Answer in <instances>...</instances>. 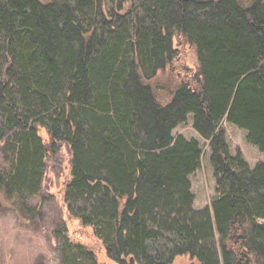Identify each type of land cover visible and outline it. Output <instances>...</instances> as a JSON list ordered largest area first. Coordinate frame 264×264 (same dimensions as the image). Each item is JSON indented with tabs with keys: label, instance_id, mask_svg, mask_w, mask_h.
Wrapping results in <instances>:
<instances>
[{
	"label": "trees",
	"instance_id": "16d2710c",
	"mask_svg": "<svg viewBox=\"0 0 264 264\" xmlns=\"http://www.w3.org/2000/svg\"><path fill=\"white\" fill-rule=\"evenodd\" d=\"M250 1L0 0V139L11 128L17 149L0 187L38 194L66 145L68 211L112 264H264V161L231 154L222 127L264 154V0ZM175 35L198 74L160 103L150 82L177 57ZM189 114L215 180L200 210L189 179L200 142L173 135ZM64 247L60 264H110Z\"/></svg>",
	"mask_w": 264,
	"mask_h": 264
},
{
	"label": "rangeland",
	"instance_id": "374dc122",
	"mask_svg": "<svg viewBox=\"0 0 264 264\" xmlns=\"http://www.w3.org/2000/svg\"><path fill=\"white\" fill-rule=\"evenodd\" d=\"M247 6L250 0H238ZM109 6V5H107ZM105 6V7H107ZM173 45L178 55L166 70L154 77L150 84L160 103L170 100L174 89L183 81L198 74V60L194 48L184 39L175 35ZM1 122V118H0ZM193 115L173 130V135H182L186 139L195 138L202 148L200 168L190 176L192 192L195 197L194 209L200 210L211 202L215 195L213 167L209 160L208 142L201 139L193 130ZM226 141L231 154L240 152L253 168L264 161V154L247 142V132L226 121L222 123ZM11 128L6 129L9 135ZM0 139V174L9 176L13 173L17 149L11 142L10 135ZM43 136H47L43 134ZM70 152L66 145L57 148L45 161L44 175L38 194L12 193L10 196L0 187V264H60L66 240L82 244L90 249L99 262H112L108 259L102 241L94 235L93 227L84 226L74 220L68 211L65 190L62 183L67 171ZM18 194H22L21 196ZM193 260L187 256H178L172 264H190ZM251 264H257L251 259Z\"/></svg>",
	"mask_w": 264,
	"mask_h": 264
},
{
	"label": "crops",
	"instance_id": "0c3cea01",
	"mask_svg": "<svg viewBox=\"0 0 264 264\" xmlns=\"http://www.w3.org/2000/svg\"><path fill=\"white\" fill-rule=\"evenodd\" d=\"M207 205H209V203H208V204H206L205 206H207Z\"/></svg>",
	"mask_w": 264,
	"mask_h": 264
}]
</instances>
